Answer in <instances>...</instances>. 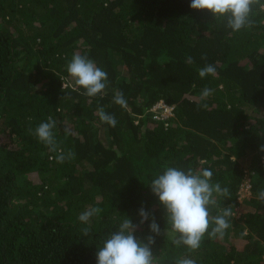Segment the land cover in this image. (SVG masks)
Instances as JSON below:
<instances>
[{
    "label": "trees",
    "instance_id": "1",
    "mask_svg": "<svg viewBox=\"0 0 264 264\" xmlns=\"http://www.w3.org/2000/svg\"><path fill=\"white\" fill-rule=\"evenodd\" d=\"M190 3L0 0V264H96L124 219L137 224L136 238L154 235L150 220L139 223L142 206L161 229L157 264H264V12L233 32ZM74 53L107 72L102 97L75 85L67 72ZM206 64L216 74L202 79ZM206 87L212 95L201 101ZM117 92L125 106L114 103ZM160 100L173 117L154 118ZM98 106L115 115L114 127L100 121ZM49 116L73 159L58 163L33 134ZM166 167L210 169L212 182L229 188L211 209H232L223 237L206 235L196 251L173 244L150 189ZM247 174L250 195L240 200ZM92 207L102 211L80 222Z\"/></svg>",
    "mask_w": 264,
    "mask_h": 264
},
{
    "label": "clouds",
    "instance_id": "2",
    "mask_svg": "<svg viewBox=\"0 0 264 264\" xmlns=\"http://www.w3.org/2000/svg\"><path fill=\"white\" fill-rule=\"evenodd\" d=\"M190 8L207 10L214 19L226 21L229 29L239 32L254 25L252 17L257 12H264V0H191ZM188 63H192L191 57H188ZM67 72L74 79L75 85L84 89L82 94L87 97H102L109 86L107 72L98 67L92 59L78 53L73 54L67 65ZM215 74L216 68L212 64H206L199 70L202 79ZM212 92V89L204 88L200 100H206ZM113 99L114 103L120 106L127 103L123 92H117ZM202 106L207 107V104ZM97 111L102 123L113 127L116 125L114 114L105 112L104 108L99 106ZM56 126V120L49 116L46 122H41L35 128L33 134L49 152L56 153L54 158L58 163H63L73 159L75 154L72 151L65 153L59 146L54 132ZM65 133L70 134L68 129H65ZM259 151L264 152V145L260 146ZM212 176L210 169L185 171L166 167L162 174L151 181V192L163 206L167 223L171 224L174 245L186 246L190 251H196L206 235L209 238L223 237L225 230L230 227L228 218L233 215L231 207L222 209L218 215H211L212 207L217 205V197H227L230 194L229 188L222 187L219 182L213 183ZM257 195L258 199L264 201V189H260ZM101 211L98 207L88 208L79 214L78 219L88 224L91 218L99 215ZM138 215L140 224L150 220L149 231L154 235H148L146 242L136 238L134 233L138 226L126 218L98 248L96 264H157L152 245L155 243V236L161 234L160 226L143 206L138 210ZM89 231L90 229L85 227L84 235L87 236ZM176 264H196V261L185 257L178 259Z\"/></svg>",
    "mask_w": 264,
    "mask_h": 264
},
{
    "label": "built area",
    "instance_id": "3",
    "mask_svg": "<svg viewBox=\"0 0 264 264\" xmlns=\"http://www.w3.org/2000/svg\"><path fill=\"white\" fill-rule=\"evenodd\" d=\"M151 111L153 112V116L156 119L159 118H170L173 117L174 115V106L167 104L165 101L160 100L156 102L152 108ZM251 191V183H250V178L249 176H246L244 183L241 185L240 188V200H243V197H248L250 195Z\"/></svg>",
    "mask_w": 264,
    "mask_h": 264
},
{
    "label": "rangeland",
    "instance_id": "4",
    "mask_svg": "<svg viewBox=\"0 0 264 264\" xmlns=\"http://www.w3.org/2000/svg\"><path fill=\"white\" fill-rule=\"evenodd\" d=\"M248 169V168H247ZM249 170V169H248ZM249 174H247V176H248ZM247 198V196L246 197H243V200H245ZM238 209V211L240 212L241 211V209L238 207L237 208ZM240 215V213H238V216Z\"/></svg>",
    "mask_w": 264,
    "mask_h": 264
}]
</instances>
